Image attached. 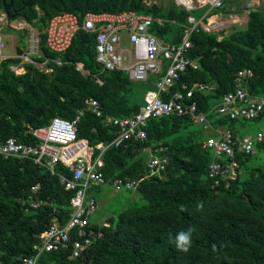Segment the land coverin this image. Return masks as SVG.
Listing matches in <instances>:
<instances>
[{
    "label": "trees",
    "instance_id": "obj_1",
    "mask_svg": "<svg viewBox=\"0 0 264 264\" xmlns=\"http://www.w3.org/2000/svg\"><path fill=\"white\" fill-rule=\"evenodd\" d=\"M122 1L13 0L10 13L18 12L15 20L43 33L56 15L68 12L80 17L84 9V16L118 14ZM10 2L0 0V11L4 13V3ZM144 2L127 0L124 11L162 19L163 24L155 23L151 32L167 46L180 45L188 17L201 19L206 11H186L173 0L164 6ZM240 8L239 1L225 0L224 7L210 15L239 14ZM80 19L82 22L83 17ZM26 36L27 31L20 32L24 40ZM96 36L80 29L71 47L59 54L47 47L42 34V55L36 60L46 63V69L26 64V73L16 75L10 68L19 66V59L10 58L0 65L3 138L36 144L33 131L48 127L56 117L76 121L82 112L76 125L77 139L87 141L93 149V162L101 159L99 172L114 186L117 179L137 183L135 189H125L130 198L104 222L95 221L96 214L90 218L86 233L92 243L80 257L72 258L74 243L84 240L75 231L67 247L44 252L38 264H264V142L257 143L249 154L240 151L237 142L234 159L216 158L203 148L210 137L208 130L196 125L190 115H170L148 122L145 141L111 145L119 129L110 120L139 113L146 93L154 89L153 83L160 76L134 82L123 70H105L97 62ZM191 42L189 58L194 65L164 99L177 92L186 94L200 83L206 86L205 91H196L185 104L196 102L213 130L231 129L236 137L244 136L241 128L249 120H234L218 110L224 97L241 86L238 73L244 69H251L254 76L243 87L254 96H264V7L250 10L246 29L234 27L229 34L201 29L193 33ZM17 51L22 53V48ZM87 100L99 102L101 118L86 105ZM256 121L264 125V114ZM162 147L167 148L163 155L169 158L168 166L151 175L148 154ZM215 159L227 167L224 177L209 176ZM61 177L72 178L63 164L52 174L30 159L0 157V264H20L18 258L35 256L41 235L52 223H68L75 193L66 190ZM36 186L38 190L33 191ZM35 198L46 205L31 209L29 202ZM189 228L192 242L189 251L183 252L173 241L177 232Z\"/></svg>",
    "mask_w": 264,
    "mask_h": 264
},
{
    "label": "built area",
    "instance_id": "obj_2",
    "mask_svg": "<svg viewBox=\"0 0 264 264\" xmlns=\"http://www.w3.org/2000/svg\"><path fill=\"white\" fill-rule=\"evenodd\" d=\"M173 2L178 8L186 11L206 10L201 19L191 15L188 17L187 25L184 27L183 42L180 45H164L151 32L155 23L163 24L162 19L152 16L133 11L118 14L88 13L83 16L81 22V17L76 14L64 12L53 17L43 33L37 27L21 20L22 23H18L19 28L27 31L26 46L22 48L23 53L17 57L22 62H33L34 57L42 55V34L46 36L47 47L55 53L62 54L71 47L80 29L96 33L97 62L105 70H123L134 82H147L152 76H160L153 83L154 89L146 93L145 105L139 113L133 117L110 120L119 129V136L111 145L120 147L125 141H145L148 122L154 118L170 115H190L196 125L211 130L212 125L206 115L199 113L196 102L191 105L185 104L186 99H191L196 91H205L206 86L195 83L186 94L177 92L169 99H164V96L168 95L170 88L181 79L187 69L194 65L189 58L193 33L201 29L209 33L225 30L224 22L217 24L210 22V13L222 9L225 0H173ZM6 20L10 23L8 18ZM4 28L5 26L0 27L1 60L4 59L3 50L6 48L2 36ZM12 28L15 29L14 25ZM41 64L46 66V63ZM10 69L16 75L25 72L24 69L15 66ZM50 71L52 70L48 72ZM253 76L254 72L251 69L239 71L238 83L241 86L224 97L218 110L222 116L234 120L256 121L264 114V96H254L243 87L244 82ZM86 104L97 117L103 116L98 101L87 100ZM82 115L81 112L73 122L56 117L48 127L33 131V137L38 141L36 144H25L14 137L5 139L0 133V157L30 159L52 174L55 173L58 164H63L70 169L72 178L61 177V183L65 185L66 190L75 193L71 200L73 212L68 223L62 226L54 222L41 235V245L36 248V255L18 258L20 264H38L44 252L58 251L62 247H67L75 231L84 240L74 243L72 258L80 257L85 248L92 243L91 239L87 238L86 228L89 226L90 218L98 211V202L94 197L89 196L88 192L95 185H106V181L98 170L102 166L101 159L89 161L91 158L86 149L88 142L77 139L76 125ZM237 142L240 151L252 153L257 143L264 142V131L236 137L231 129L217 130L216 135L210 136L204 142L203 148L211 150L216 158L234 159ZM99 148L103 151L106 149L103 144ZM166 150L167 148L162 147L152 151L157 154L149 163L152 174L166 170L169 163L168 156L163 155ZM226 173L227 167L224 164L216 159L211 162L209 166L211 178L224 177ZM216 184L218 185V180ZM136 185V182L123 180L115 182V187L126 190H133ZM37 190V186L33 188V191ZM42 205H46V202L36 198L29 202L31 209H37Z\"/></svg>",
    "mask_w": 264,
    "mask_h": 264
},
{
    "label": "rangeland",
    "instance_id": "obj_3",
    "mask_svg": "<svg viewBox=\"0 0 264 264\" xmlns=\"http://www.w3.org/2000/svg\"><path fill=\"white\" fill-rule=\"evenodd\" d=\"M237 1H239L240 3V9H242L239 14L234 12V14H232L233 16H231V14L226 15L224 13H220L216 14L210 20V22H212L213 24L224 22V26H226V34H229L234 27L239 29H246L248 21L247 17L249 16L250 10L264 7V0ZM167 2L168 0H145L144 3L147 6H151L152 4L164 6ZM236 8L234 7L232 10L235 11ZM6 18V14L0 11V27L5 26L2 31V36L6 43L4 54L5 56H12L17 53L18 47L24 48L26 46V38L24 40L20 37V32L23 31V29L19 28V22L22 23L23 20H14L8 23ZM11 24L14 25L15 29L12 28ZM8 27H11L12 30H9ZM37 66L41 69H46L45 64L38 63ZM81 67L82 66L79 65V69L82 70ZM46 71L48 72L49 70ZM241 129L242 135L254 134L258 131L264 130V125L259 121H246L245 123H243ZM235 173L236 172L232 168V176H234ZM88 194L89 196L95 197L99 204L96 218L94 219L97 222L110 217L113 214L114 210L116 211L120 209L124 205L123 203H125L126 200H128L131 196L130 192H127L125 189H118L112 183H107L106 185H101L97 188L90 189Z\"/></svg>",
    "mask_w": 264,
    "mask_h": 264
},
{
    "label": "bare ground",
    "instance_id": "obj_4",
    "mask_svg": "<svg viewBox=\"0 0 264 264\" xmlns=\"http://www.w3.org/2000/svg\"><path fill=\"white\" fill-rule=\"evenodd\" d=\"M5 50V49H4ZM4 50H3V57H4V59H0V65H1V63L3 62V61H5V60H7V59H10V58H12V59H19L17 56L18 55H21L22 53H23V51L24 50H22V53H16V54H14V55H12V56H5V54H4ZM20 60V64H19V66H15V67H18V68H22V69H24V73L23 74H25L26 73V68L24 67L26 64H33V65H35V66H37V60H36V57H34V59H33V62H22V60L21 59H19ZM38 67V66H37ZM87 105V104H86ZM87 151H88V154H89V156H90V158H91V160H92V156H93V150L91 151L90 149H89V145H87ZM90 150V151H89ZM157 154L156 153H154V152H151V153H149V159H148V163H147V167H148V169H149V172H150V174L151 175H156V174H160L161 172H156V173H154V174H152V171L150 170V168H149V163H150V161H151V159H152V157L153 156H156ZM93 161V160H92ZM105 179V178H104ZM117 180H122V179H117ZM116 180V181H117ZM105 181H106V179H105ZM115 181V182H116ZM124 181V180H123ZM124 182H135V181H131V180H126V181H124ZM108 182L106 181V184H107ZM53 224V223H52Z\"/></svg>",
    "mask_w": 264,
    "mask_h": 264
},
{
    "label": "clouds",
    "instance_id": "obj_5",
    "mask_svg": "<svg viewBox=\"0 0 264 264\" xmlns=\"http://www.w3.org/2000/svg\"><path fill=\"white\" fill-rule=\"evenodd\" d=\"M10 20V19H9ZM14 21V20H10ZM202 207V205H201ZM174 244L176 248L183 252H188L192 242V230L191 228L183 231H179L175 234Z\"/></svg>",
    "mask_w": 264,
    "mask_h": 264
},
{
    "label": "water",
    "instance_id": "obj_6",
    "mask_svg": "<svg viewBox=\"0 0 264 264\" xmlns=\"http://www.w3.org/2000/svg\"><path fill=\"white\" fill-rule=\"evenodd\" d=\"M126 2L127 0H123L122 3H121V7H120V10H119V13H123L124 12V9H125V5H126ZM41 4V3H40ZM29 8L32 7V4L29 3L27 5ZM13 7V0H11V2L9 4L7 3H4V13L6 14L7 18L10 19V20H15L18 16V12H14V13H10V10L12 9ZM85 11L86 9H84L81 13H80V17L82 18L85 14ZM215 87L218 86V83H215L214 85Z\"/></svg>",
    "mask_w": 264,
    "mask_h": 264
},
{
    "label": "crops",
    "instance_id": "obj_7",
    "mask_svg": "<svg viewBox=\"0 0 264 264\" xmlns=\"http://www.w3.org/2000/svg\"><path fill=\"white\" fill-rule=\"evenodd\" d=\"M235 10V9H234ZM236 11V10H235ZM212 13V12H211ZM232 14H234V13H231V16H233ZM235 15H237V14H235ZM215 15H212L211 16V18H213ZM211 18H210V20H211ZM247 19L249 20V16L247 17ZM247 24H248V21H247ZM221 39V38H220ZM18 52V51H17ZM25 67V66H24ZM23 75V74H22ZM217 130H223V129H217ZM217 130L216 129H211V130H208V135H210V136H214V135H216V133H217ZM83 148H84V146H83ZM87 148V147H86ZM89 149L92 151L93 149L89 146ZM89 150V151H90ZM155 150V149H154ZM154 150H152V151H154ZM149 155V154H148ZM89 161H91L92 162V160L90 159ZM88 161V162H89ZM102 222H104L105 220L103 219V220H101Z\"/></svg>",
    "mask_w": 264,
    "mask_h": 264
},
{
    "label": "flooded vegetation",
    "instance_id": "obj_8",
    "mask_svg": "<svg viewBox=\"0 0 264 264\" xmlns=\"http://www.w3.org/2000/svg\"><path fill=\"white\" fill-rule=\"evenodd\" d=\"M5 14V13H4Z\"/></svg>",
    "mask_w": 264,
    "mask_h": 264
}]
</instances>
